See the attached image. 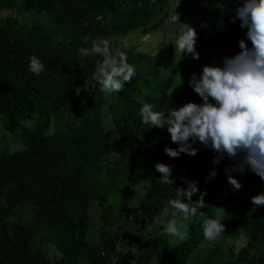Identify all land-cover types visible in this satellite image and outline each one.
I'll use <instances>...</instances> for the list:
<instances>
[{
    "label": "trees",
    "instance_id": "1",
    "mask_svg": "<svg viewBox=\"0 0 264 264\" xmlns=\"http://www.w3.org/2000/svg\"><path fill=\"white\" fill-rule=\"evenodd\" d=\"M172 1L0 0V113L21 138L12 148H0V264H116L127 223L163 213L186 180L198 181L199 191L206 193L201 211L205 218L220 219L225 225L221 235L231 241L198 255L205 236L204 219L196 216L186 223V240L147 228L143 241L119 264H264V205L251 201L264 193V180L246 167L243 173L232 172L242 185L234 189L228 173L220 170L227 158L207 165L210 149L199 142L196 156L169 157L164 149L179 145L167 138V126L150 128L140 115L145 103L163 111L176 96L184 104L194 102L188 83L193 73L199 79L203 66L237 54L232 48L242 39L251 47L239 20L233 23L220 14L197 28L195 47L203 64L192 73L173 69L158 78L152 55L121 47L136 69L131 82L120 92L97 88L91 100L78 99L104 59L92 50L93 43L107 40L112 46L132 30L156 29ZM217 32L219 50L210 40ZM222 50L227 52L221 55ZM33 56L44 65L39 75L29 70ZM178 56L189 61L179 51ZM105 116L115 126V143L108 139ZM242 158L233 159L234 164ZM157 163L172 167V185L160 182ZM213 169L217 175L206 180ZM137 187L139 195L133 198ZM93 203L101 220L94 236ZM48 246L56 251L54 258Z\"/></svg>",
    "mask_w": 264,
    "mask_h": 264
},
{
    "label": "clouds",
    "instance_id": "2",
    "mask_svg": "<svg viewBox=\"0 0 264 264\" xmlns=\"http://www.w3.org/2000/svg\"><path fill=\"white\" fill-rule=\"evenodd\" d=\"M170 10L171 7L169 14ZM169 14L161 25L168 21ZM236 20L240 21L241 28L247 30L245 35L251 47L242 39L237 54L224 57L219 65L203 66L199 79L195 73L190 76L188 83L202 103L188 102L178 108L165 107L163 111H154L152 104L145 103L140 115L142 122L150 128L167 126L171 141L179 145L177 149H164L169 157L179 158L181 153L196 156L200 151L194 147L197 142L217 154L213 157V164L216 165L225 157L235 160L242 155L238 163L225 169L228 183L239 190L242 185L232 172L243 173L247 167L264 180V0H241L231 22ZM186 26L175 42V50L182 56L191 55L198 60L199 53L195 47L197 29ZM92 50L104 57L96 64L94 74L102 91L108 94L120 92L136 74L134 66L127 62V54L123 51L111 54L107 40L94 42ZM43 69L40 60L31 57L29 70L39 75ZM155 167L162 174V184L172 185L175 182L170 178V165L157 163ZM216 175L213 169L205 179H213ZM186 185L176 188V198L168 200L163 213L168 215L171 208L173 217L182 213L185 221L196 216L203 218L205 239L214 241L224 233L225 225L220 219L205 218L201 209L206 206V193H200L193 202L192 197L199 192L198 181L186 180ZM251 201L257 207L264 205V193L253 196ZM161 223L163 235L180 240L188 238L186 224L181 229L175 219Z\"/></svg>",
    "mask_w": 264,
    "mask_h": 264
},
{
    "label": "rangeland",
    "instance_id": "3",
    "mask_svg": "<svg viewBox=\"0 0 264 264\" xmlns=\"http://www.w3.org/2000/svg\"><path fill=\"white\" fill-rule=\"evenodd\" d=\"M239 3L233 0H173L171 3V10L168 17V21L158 27L155 30L143 33L140 30H132L127 35L123 37H118L117 43H113L112 46L109 45V51H112L115 54L116 51H121V47L131 50L133 52H145L154 57L156 60V66L159 69V75L156 77H165L171 70L177 69L178 73H192L197 68L202 66L203 59L199 55L198 60H194L191 55H188V62L183 63L180 61L178 56V50H175V42L178 39V36L181 34L182 30H186L189 25L195 30L202 25L207 18H217L220 14L227 16L229 19L235 16V9ZM219 39L220 32L210 38L212 47L215 50H219ZM236 53L239 52V43L232 48ZM227 51L220 52L221 55H224ZM96 70V69H95ZM95 70L92 73L91 77L87 82L80 88L78 99L87 102L92 99L93 94L97 88L101 89V85L95 79ZM152 77L153 79L156 78ZM173 89L177 90L178 85L175 84ZM194 92V91H193ZM194 103H202L201 98L194 92ZM184 105L183 100L180 96H176L172 99H169L165 107L173 108ZM55 126V125H54ZM104 126L108 135L110 142L115 143L118 141L117 133L115 126L110 121V119L105 116ZM17 130L12 132L8 129V125L5 124L4 116L0 113V148H12L18 143L21 142L20 136H18ZM167 138L171 140L170 134L168 133ZM217 155L214 151L210 149V158L207 165L213 164V157ZM113 157L116 156L112 155ZM228 162L222 163L220 170L226 172L225 169L232 164H234L233 159L226 157ZM138 187L133 189L132 196L137 198L139 195ZM202 191H199L192 197L193 202L199 198V194ZM169 210L168 215L164 213H148L145 215H140L138 219L132 218L131 221L127 223L125 234L123 239H121L120 246L118 248L119 257L117 256L116 264H119L122 255H125L126 252L136 249V247L143 241L147 233V228L153 227L157 230H163V225L161 221L167 223L168 221L175 219L178 225L186 224L189 220L183 219L182 213H177L175 217L171 215ZM99 206L96 203L92 204L91 207V235L96 234L97 224L101 222L99 214ZM187 225V224H186ZM182 229V227H181ZM169 238H175L168 236ZM243 240L242 237L238 239V243H241ZM231 241V237H223L221 234L214 240L202 241L200 246L199 254L204 253L205 248L210 245H215L216 243L227 244ZM48 254L51 258H54L56 251L54 248L48 246ZM151 264H158L156 261H153Z\"/></svg>",
    "mask_w": 264,
    "mask_h": 264
}]
</instances>
